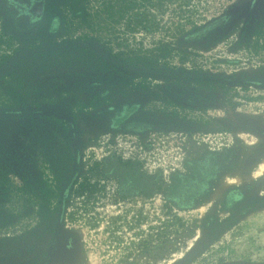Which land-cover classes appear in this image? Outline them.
Listing matches in <instances>:
<instances>
[{"label":"rangeland","instance_id":"374dc122","mask_svg":"<svg viewBox=\"0 0 264 264\" xmlns=\"http://www.w3.org/2000/svg\"><path fill=\"white\" fill-rule=\"evenodd\" d=\"M57 4L0 6V264H264V0Z\"/></svg>","mask_w":264,"mask_h":264},{"label":"flooded vegetation","instance_id":"af4514ba","mask_svg":"<svg viewBox=\"0 0 264 264\" xmlns=\"http://www.w3.org/2000/svg\"><path fill=\"white\" fill-rule=\"evenodd\" d=\"M1 11L14 30L23 37L57 34V0H0ZM51 31V32H50Z\"/></svg>","mask_w":264,"mask_h":264},{"label":"trees","instance_id":"16d2710c","mask_svg":"<svg viewBox=\"0 0 264 264\" xmlns=\"http://www.w3.org/2000/svg\"><path fill=\"white\" fill-rule=\"evenodd\" d=\"M14 55V54H12ZM11 56L8 54H0V66L7 60L10 59ZM18 73V74H17ZM18 75V76H17ZM21 75L22 70L17 71L16 69H12L10 72L3 73L0 76V102L4 101H10V103L15 102L18 100L17 96H20V93H17L16 86L19 82H21ZM54 165V164H53ZM55 166V165H54ZM56 169V174L59 175V172L57 171V167H54V170ZM57 185H60V176H56ZM31 183H27L26 187L29 188ZM91 186V185H88ZM82 187H85L84 184ZM32 188V187H31ZM25 199L27 198V202L25 201L26 209L32 210L34 214L38 217V220L41 221H48L50 219L49 217V211L50 208H52L54 198L56 200L60 199L59 193L56 189H52L45 185H40L39 189H30L28 193L25 195Z\"/></svg>","mask_w":264,"mask_h":264}]
</instances>
